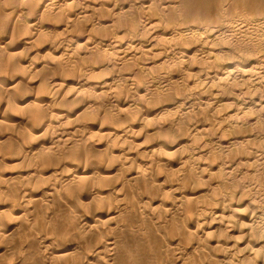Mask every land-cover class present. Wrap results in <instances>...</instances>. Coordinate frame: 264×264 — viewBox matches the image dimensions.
Here are the masks:
<instances>
[{"label": "bare ground", "instance_id": "bare-ground-1", "mask_svg": "<svg viewBox=\"0 0 264 264\" xmlns=\"http://www.w3.org/2000/svg\"><path fill=\"white\" fill-rule=\"evenodd\" d=\"M84 1L0 0V264H264V145L242 149L246 130L200 144L212 127L201 121L145 150L132 140L149 103L161 116L192 101L215 112L226 95L220 141L239 124L264 128V0H95L79 12ZM87 13L98 23L79 25ZM57 31L63 40L38 60ZM71 50L93 58L73 95L58 79ZM36 84L46 91L34 95ZM119 87L134 100L108 111L100 100ZM107 111V153L94 155V120ZM81 112L91 121L71 125Z\"/></svg>", "mask_w": 264, "mask_h": 264}, {"label": "rangeland", "instance_id": "rangeland-1", "mask_svg": "<svg viewBox=\"0 0 264 264\" xmlns=\"http://www.w3.org/2000/svg\"><path fill=\"white\" fill-rule=\"evenodd\" d=\"M90 1H91V2H90ZM92 1H94V2H92ZM96 1L99 3L100 0H96ZM96 1H95V0H89V1H88V0H85L84 2H81V3L79 4V5L81 6V8H79V5H78L77 10H78L79 12H82V11L85 12V11H87V9H88V10L90 9L89 11H91V10H93L92 8H90L91 6H90L89 8H87L86 6H87V5H88V6H89V5H92V3H95ZM249 1H251V2H250L251 4L255 5V4H257L260 0H258V1L255 0L257 3H256V2H252V1H254V0H249ZM101 2H105V1H104V0H101L100 3H101ZM241 2H242V1H241ZM83 3H84V6H85V7L83 6ZM89 3H90V4H89ZM239 3H240V2H239ZM85 4H87V5H85ZM163 5H164V4H163ZM82 6H83V7H82ZM160 7H162V6H160ZM160 7L158 6L156 9H157V10H160ZM83 8H84V9H83ZM86 8H87V9H86ZM158 8H159V9H158ZM85 9H86V10H85ZM84 10H85V11H84ZM161 10H162V9H161ZM91 12H92V11H91ZM92 14H93V13H92ZM92 14H91V15H90V13L84 14V15H87V16H84V17H86V18H82V19H81V21L83 22V24H82V22L80 21V22H79V25H82V26L84 25V26H86V27H89L92 23L97 24V23H98V21H97V19H98V18H97L98 14H97V13H94V14L97 15V16H95L94 14L92 15ZM88 15H89V16H88ZM87 17H90V18L88 19ZM93 17H94V18H93ZM85 19L88 20V21H89L90 19H91V20L93 19V20H92V23H91V21H89V23H90V24H89L88 21H86ZM94 19H95V20H94ZM85 21H86V22H85ZM95 21H97V23H96ZM45 22H46V21H45ZM84 22H85L87 25H86ZM80 23H81V24H80ZM51 24H53V23H51ZM53 25H54V27H59V25H57L55 22H54ZM98 29H99V28H98ZM99 31H100V30H99ZM99 31L96 29V30L94 31V32H95L94 34H99V33H100ZM57 32H58V31H57ZM96 32H99V33H96ZM58 33H59V34L57 35V37H56V35H55V33H54L53 36H51L52 38L50 37L49 40L46 41V42H50L51 40H53L54 37H56V38H55L56 40L54 39L53 41H51L53 45L51 44V42L46 44L47 47H49L51 50L49 49L50 51L48 50L47 52L44 51L43 53H41V55H39L40 57H39L38 60H43V59L46 60L47 57H50V55H52V54L54 53V51H55V49H53V48L55 47L54 41H55V43L60 44V42H61V41L63 40V38H64V37H63V35H64L63 33H61L60 31H59ZM56 34H57V33H56ZM87 34H89V32L86 33V35H87ZM59 35H62V37H60ZM58 36H59L60 39H57ZM247 38H248V37H246V38H244V39H247ZM57 41H58V42H57ZM36 43H37V44H35V46H36L37 48L35 47V49H39L40 47H42L41 45H43V44L40 45V44H39V43H40L39 41L36 42ZM51 45H52V46H51ZM38 46H39V47H38ZM51 51H52V53H50ZM76 51H77V50H76ZM76 51L74 52V51L71 50V51H70V56H69V58H70V57H71V58L68 59V62H70V64L68 63V65H69L68 67H69V69H71V68H72V69L75 68V70H74L75 73H74L73 70L71 69L70 74H69V73H68V74H67V73H62L63 76L61 75V73L58 74V76H59L58 79H59V80H60V79H61V80L63 79L64 82H66V85H67V86H69V85L72 86L71 88H73V89H72L71 91H73V93L70 91V92H71V95H73V94H74V91L76 90V84H77V82H78V77H79L82 73L86 72L87 69L90 70V69L93 67V65H92V63H91L92 61L90 62V60L93 59L91 56H88V57H87L86 54L84 55V51L82 52V51H80V50L77 51L78 54H80L79 56H77V52H76ZM48 52H49V54H48ZM45 53H46V54H45ZM73 53H76V54L73 55ZM47 54H48L49 56H47ZM42 55H43V57H42ZM45 55H46V58L44 57ZM75 55H76V56H75ZM87 55H89V54H87ZM73 56H74V57H73ZM80 56H81V58H80ZM83 56H84V57H83ZM85 56H86V59H85ZM40 58H41V59H40ZM87 58H88V59H87ZM90 58H91V59H90ZM78 59H79V60H78ZM80 59H81V62H79ZM82 59L85 60V61H83ZM89 59H90V60H89ZM77 60H78V61H77ZM76 61H77L79 64H81V65H79ZM87 61H88L89 63H88ZM142 61H143V60H142ZM72 62H73V63H72ZM74 62H75V63H74ZM84 62H85V63H84ZM145 63H147V62H145ZM85 64H86V65H85ZM90 64H91V65H90ZM83 65H85V66H83ZM89 65H90V66H89ZM70 66H71V67H70ZM81 66H83L84 68H83V67L80 68ZM99 67H100V66L96 65V68H99ZM77 68H78V69H77ZM153 68L156 69V70L158 69L159 71H160V69H161L160 67L158 68V67H156V66H154ZM80 71H81V72H80ZM71 73H72V75L74 76V78H73V76L71 75ZM79 74H80V75H79ZM65 75H66L67 77H66ZM172 75L177 76L178 73H177L176 71H174V72L172 73ZM42 76H43V74H42ZM70 76H71V77H70ZM76 76H77V77H76ZM32 77H33V76H32ZM32 77H30L29 79H31ZM64 77H65V78H64ZM68 77H69V78H68ZM159 83H162V86H163V82H162L161 80L159 81ZM37 85H38V84H36V85L34 86L35 88H32V89L30 90V92L33 91V94H34V95H36V94H38V95L42 94V92L40 93V92H38V91H42L41 88H43L44 85H42V87H41L40 89H39V87H38ZM74 85H75V87H73ZM37 87H38V88H37ZM45 87H46V85H45ZM45 87L43 88V91H46V88H45ZM120 87H121V86H120ZM120 87H119V90L114 88V89H115V90L113 89V90L115 91V92L113 91L114 93H113V92H110L111 94H109V95L106 94V97H107V95H108V97H107L106 99H105V95L102 96V99H101L100 101L103 102V103H105V105H104L105 109H106V108L108 109V107H110L111 105H115V104H116V105L118 104V106H120V105H121V101H122V100H125V99H127V100L129 101V99L132 98V99H130V101L134 100V97H132V96H133L132 93H130V92H131V91H130V88H128V87H125V88H124V87H123V88L120 90ZM163 87H164V86H163ZM36 89H37V90H36ZM74 89H75V90H74ZM127 90H128L129 92H128ZM35 91H36V92H35ZM117 91L120 92V93H122L123 95H122V94H118ZM37 92H38V93H37ZM70 92H68V93H70ZM116 92H117V93H116ZM127 92H128V94H127ZM44 93H45V92H44ZM117 94L120 95V96L122 95V96L120 97V96H118ZM124 94H125V95H124ZM112 95H114L113 98H111ZM116 95H117V96H116ZM126 95H128V97H127ZM110 96H111V97H110ZM115 96H116V97H115ZM227 96H229V95H226V97H225L224 100L222 101V104L219 106L220 108L218 107V109L215 110V112H218V113L223 112V114H220V115H218V116H217L218 113L216 114V113L214 112V110H212V109H210V110L208 109L209 111H208V110H204L205 108L202 106L201 103H200L199 105H198V103H196V105H197V107H196L194 101L191 102L192 105H191V104L188 105L189 108H185V107H188V106H186V105H185V106H184V105H180V107H178L175 111H171V114H168V113H170V112H168V113H166V115L161 116L159 113H156L158 110L151 111V110H153V107H151L152 103H151V104L149 103L148 106H150V111H144V112H143L142 114H140V115H138L137 113H135L134 115H136V114L138 115V118H137V115H136L135 120L133 119L134 116H132V117H133V118H132V119H133V122L135 121V122L133 123V124H134V125H133V126H134V130L137 129L136 131H138V132L135 131L134 136H133V138H132V140H133V144H134V151L137 152L136 150H139V148L145 150L146 145H148L149 143L154 142V141H155L154 143H157V142H161V143H162L163 141L166 140V138H167V139H170V140H173V139L175 138L176 140H178L179 137H182V138H183V137H186V131H185V130L187 129L188 125L194 124V122H195V123H199L198 121H201L200 124H201V123H206V122H207V123H209V124L211 125V123H212L211 126L213 127V130H212V129H211L212 127L209 126V127H211V128H210V130L208 129V130H207L208 132L206 131V134H204V136L201 138L202 140L199 142L200 144H202V143H207V142H208V143H209V142H210V143H214V142H215V143L217 144V143H222V142H224L225 140H226V141H225L224 143H229L230 140H231V138L234 139V138H236L235 136H239V137H241V136L245 135V134H243V133L245 132L244 130H246V131H247V132H246V133H247V136L245 135V139H243V140H246V141L243 142L244 144L241 146L242 149H245V150H246L247 148H249V149H254V150H255V149H260V148L263 149V145H264L263 142H264V141H262V139L264 140V138H263V137H264V132H263V131H264V128H263V126H262V128H263V129H262V128H261V125H260V126H259V125H256V126H255V125L247 124V123H245V124H244V123H243V124H239L240 127H239V125H238V126H234V128H233L234 130L231 128V129L229 130L230 132L228 133L229 136H228L227 134H225V135H224L225 137H222V138H221V141H220V139H219V136H220L219 134H220V133H219V132H220V130H221L222 128L224 129V127H225L224 125H226V124H225V123H222V126H221L222 128H218L219 125L214 124L213 121L218 117V118L216 119V120H218V121L215 120L214 122H215V123L219 122V121H220L221 119H223V117L225 116V115H224V114H226L225 110L228 109V110L230 111V108H228L229 106L232 108V106H231V104H230V96H229L228 98H227ZM109 97H110L111 99H110ZM103 98H104L105 101H103ZM115 98H117V99L115 100ZM79 99H83V98H79ZM107 99H108V100H107ZM109 99H110V100H109ZM113 99H114V100H113ZM119 99H120V100H119ZM227 99H229V101H228ZM117 100H119V101H117ZM114 101H115V102H114ZM158 102H159V101H158ZM223 102H224V103H223ZM81 103H83V100H79V101H77L76 105H80ZM106 103H108V104H106ZM193 103H194V104H193ZM226 103H227V104H226ZM153 104H154V103H153ZM223 104H224V105H223ZM106 105H107V106H106ZM193 105H194L195 107H194ZM191 106H192V107H191ZM222 106H223V108H222ZM104 107H103V108H104ZM170 107H172V106H170ZM199 107L201 108V111H200V108H199ZM71 108H72V107L68 108V110H71V112L73 113V110H74V109H71ZM193 108H194V109H193ZM221 108H222V109H221ZM186 109H187V110H186ZM188 109H189L190 111H189ZM196 109H197V110H196ZM198 109H199V110H198ZM219 109H220V111H221V110H222V111L220 112ZM195 110H196V111H195ZM217 110H218V111H217ZM85 111H86V113H88V115H90V116H88V117H93V115L91 116V114H92L91 112H93V113L95 112V111H93V108H92L91 111H90V110H88V111L85 110ZM85 111H83V112H85ZM108 111H109V109H108ZM108 111H107V113H106V115L108 114V115L106 116V119H107V120H106L105 118H103V116H104L105 114H102L101 117L99 116L100 114H98V119H97V117H96V116H97V113H96V112L94 113V114L96 115V116H95L96 118H95V120H94V125H96V126H95L96 128L93 130V132H95V134H96V137H95V140H94V141H97V140L99 141V140L103 139V138L100 139V136H99V135H100V131H101V130H108V129H109V128L107 127V125H106L107 123H109L108 125L115 123V120H116L115 118H117V117H114V119H115L114 121H109V118H110V117H113V116H111V114H110ZM176 111H177V112H176ZM187 111H188V112H187ZM199 111H200L201 114L199 113ZM203 111H205V112H203ZM207 111L210 112L211 114H210V113L207 114V113H206ZM226 111H227V110H226ZM83 112H81V113L79 114V117L81 116V114L83 115ZM152 112H154V113H152ZM174 112H175L176 114H175ZM181 112H182V114H183V112L185 113V114H183L184 117L182 116ZM189 112H190V113H189ZM191 112H194V113H195V114L193 113L194 116H193V115L190 116V115H191ZM202 112H203V113H202ZM227 112H228V111H227ZM146 113H147V115H146ZM179 113H180V114H179ZM187 113H188L189 115H187ZM196 113H197V115H196ZM204 113H205V115H206L207 118L209 117V116H207V115H210L211 118H210V119L208 118L209 120H207V118L205 117V115H202V114H204ZM212 113H213V114H212ZM77 114H78V113H77ZM77 114H76V115H77ZM174 114H175V115H174ZM199 114H200V115H199ZM76 115H74L73 117H71L72 120H71V119H70V120H71L73 123L70 121L69 124H71V123H72L71 125H73V124H84V123H86L88 120H89L88 122L91 121V120H90L91 118H89V119H86V118H88V117L83 118V116H87V114L81 116V117L83 118V119H81V120H83V122H81L80 120H78V119H80L81 117L79 118L78 115H77V116H76ZM109 115H110V117L108 118ZM145 115H146L147 117H146ZM168 115H169V116H168ZM195 115H196V116H195ZM201 115H202V116H201ZM213 115H215V116H213ZM159 116H160V118H162V120L159 118ZM166 116H167V117H166ZM216 116H217V117H216ZM219 116H220V117H219ZM75 117H76V119H75ZM152 117H156V118H155V121L158 122V123H157L158 125H157V124H155L156 126H155V125H152L153 123H156L153 119H151ZM165 117H166V118H165ZM187 117L190 118L191 120H189V119L187 120ZM191 117H194L193 119H195V121H193V123H192V118H191ZM195 117H196V118H195ZM198 117H200V118H198ZM212 117H213V118H212ZM148 118L151 119V120L148 121ZM174 118H175V119H174ZM181 118H182L181 123H182L183 121H184V123H185V125L182 123L183 126H182V124H181L180 122H178V121H180ZM184 118H185V120H184ZM84 119H85L86 121H85ZM100 119H101V120H100ZM136 119H137V120H136ZM140 119H141L142 121H141ZM178 119H179V120H178ZM198 119H200V120H198ZM211 119H213V120H211ZM73 120H74V121H73ZM76 120H77V121H76ZM96 120H97V121H96ZM102 120H104V121H102ZM117 120H119V119H117ZM157 120H158V121H157ZM159 120H160V122H159ZM166 120H167V121H166ZM168 120H169V121H168ZM101 121H102V123H100ZM106 121H109V122L106 123ZM151 121H153V122H151ZM173 121H174V122H173ZM189 121H190V122H189ZM208 121H209V122H208ZM138 122H139V124H138ZM143 122H144V123H143ZM148 122H149V123L151 122V123L149 124ZM166 122H167V123H166ZM177 122H178V123H177ZM98 123H99V124H98ZM136 123H137V124H136ZM141 123H142V124H141ZM146 123H147V124H146ZM164 123H165V124H164ZM172 123H173V124H172ZM174 123H176V124H174ZM102 124H104V125H102ZM169 124H170V125H169ZM186 124H187V126H186ZM213 124H214V125H213ZM223 124H224V125H223ZM246 124H247V126H248L249 129L247 128ZM71 125H69V126H71ZM135 125H136V126H135ZM151 125H152V126H151ZM263 125H264V124H263ZM100 126H103L104 128H103V127L101 128ZM153 126H154V127H153ZM160 126H161L162 128H161ZM242 126L244 127V129H243ZM253 126H255V127H253ZM139 127H140L141 129H140ZM146 127H147V128H146ZM168 127H170V129H169L170 132H168V130H167ZM214 127H215V128H214ZM257 127H260L261 130H263V131H261L260 128L258 129ZM138 128H139V129H138ZM145 128H146V129H145ZM171 128H172V129H171ZM182 128H183V129L185 128V129L182 131ZM235 128H236V129H235ZM241 128H242V129H241ZM245 128H247V129H245ZM174 129H175L176 133H175ZM216 129L219 130V131H217ZM240 129H241V130H240ZM96 130H97V131H96ZM158 130H159V132H158ZM164 130H165V131H164ZM232 130L234 131V133H233ZM258 130H259V131H258ZM98 131H99V132H98ZM142 131H143V132H142ZM160 131H161V132H160ZM163 131H164V133H163ZM180 131H181V132H180ZM231 131H232V134H231ZM236 131H237V135H236ZM240 131H241V132H240ZM257 131H258V133H256ZM97 132H98V133H97ZM140 132H141V134H140ZM165 132H166V133L168 132V134L166 135ZM173 132H174V134H170V133H173ZM178 132H179V133H178ZM183 132H184L185 134H184ZM210 132H211L212 134H210ZM215 132H216V133H215ZM217 132H218V133H217ZM260 132H261V133H260ZM138 133H139V134H138ZM147 133H148L149 135H148ZM161 133H163V134H161ZM213 133H214V134H213ZM241 133H242V134H241ZM251 133H252V134H251ZM255 133L258 135V137H257V135H255ZM95 134H93L92 136H95ZM142 134H143V135H142ZM150 134H151V135H150ZM160 134L163 135V136H160ZM183 134H184V135H183ZM209 134H210V135H209ZM230 134H231V135H230ZM238 134H239V135H238ZM249 134H250V135H249ZM140 135H142V136H140ZM146 135H147V136H150V137L146 138V139H149V140H146V141H145L144 139H145V137H147ZM180 135H181V136H180ZM254 135H255V136H254ZM92 136H91V137H92ZM159 136H160V137H159ZM165 136H166V137H165ZM167 136H168V137L171 136V138H168ZM174 136H175V137H174ZM207 136H208V137H207ZM226 136H227L228 138H227ZM137 137H138L140 140H139ZM161 137H165V138L162 139ZM230 137H231V138H230ZM233 137H234V138H233ZM250 137H251V138H250ZM254 137H255V138H254ZM150 138H151V139H150ZM152 138H153V139H152ZM159 138L161 139V141H159V140H160ZM210 138H211V141H209ZM223 138H224V139H223ZM225 138H226V139H225ZM248 138H249V139H248ZM256 138H257V139H256ZM218 139H219V140H218ZM227 139H228V140H227ZM247 139H248V141H247ZM252 139H253V140H252ZM254 140H255V141H254ZM257 140H259L260 142L257 141ZM104 141H105V140H101V141H99V142H100L99 147L97 146V147H94V149H93L92 151L90 150V151H91V154L99 155V153H100V156H105L106 153H107V150H105L106 145L103 143ZM156 141H157V142H156ZM213 141H214V142H213ZM249 141H250V142H249ZM251 141H252V142H255V143H252ZM261 141H262V142H261ZM135 142H136V144H135ZM137 142H138V143H137ZM139 142H140V144H141V147H140ZM145 142H146V143H145ZM231 142H233V141L231 140ZM247 142H249L250 144L247 143ZM256 142H257V143H256ZM147 143H148V144H147ZM245 143H246V144H245ZM258 143H261V145L259 144V147L256 146V145H258ZM255 144H256V145H255ZM138 145H139V146H138ZM244 145H246L247 147L244 146ZM248 145H249V146H248ZM254 145H255V146H254ZM136 146H137V147H136ZM243 146H244V148H243ZM260 146H261V147H260ZM60 147H62V146H60ZM60 147H59V149H58L59 152L61 151L60 149H62V148H60ZM138 147H139V148H138ZM245 147H246V148H245ZM255 147H256V148H255ZM102 148H103V149H102ZM187 148H188V147H187ZM97 149H98L99 152L97 151ZM99 149H100V150H99ZM135 149H136V150H135ZM249 149H248V150H249ZM90 151H88V153H90ZM103 151H104V154H103ZM94 152H96V154H95ZM105 152H106V153H105ZM102 154H103V155H102ZM161 155L164 156V155H166V154L163 153V154H161ZM157 157H158V156H157ZM165 157H166V156H165ZM168 157H169V156H167V158H168ZM162 159H164V158H162ZM167 161H168L167 159L160 160V162L163 163V165H164V166L162 165L163 168L165 167L164 169H166V170H167V168H169V169H168V172H169V170L171 169V167H170L169 165H167V163H166ZM164 163H165L167 166H166ZM259 165H260V166H259ZM162 166H160V167L162 168ZM256 166H257V167H256ZM256 166H255L256 168H259V169H260V170L258 169L259 172L261 171V173H264V169H263V168H264V156H263V158L261 159V161L259 162V164L257 163ZM17 168H19V170L21 169L20 167H17ZM161 168H160V170H159V171H160V173H159L160 176H162L161 174L164 173L165 175L163 174V177H166L168 173H167L164 169H161ZM8 170H9V169H8ZM16 170H18V169H16ZM162 170H164V171L162 172ZM171 170H172V169H171ZM9 171H14V170L12 169V170H9ZM159 171H158V172H159ZM158 172H157V173H158ZM207 172H208V171H207ZM122 175H123V174H122ZM262 177H264V174H263ZM262 177H261V178H262ZM122 178H124V176H122ZM161 178H162V177H161ZM262 180L264 181L263 178H262ZM161 181H162V180H161ZM255 181H256V180H255ZM258 182H259V181H258ZM209 183H210V181H209ZM254 184H255V183H254ZM203 185H205V184H203ZM260 185H261V184H260ZM255 186H256V187H255ZM262 186H263V185H262ZM254 187L257 189V188L259 187V184L256 183V184L254 185Z\"/></svg>", "mask_w": 264, "mask_h": 264}]
</instances>
